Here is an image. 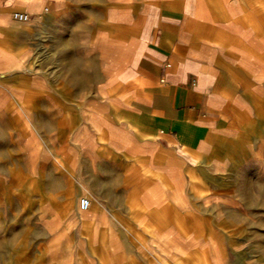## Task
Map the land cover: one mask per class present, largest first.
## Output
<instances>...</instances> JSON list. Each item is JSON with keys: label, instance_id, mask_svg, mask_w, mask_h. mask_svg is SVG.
I'll return each mask as SVG.
<instances>
[{"label": "crops", "instance_id": "crops-1", "mask_svg": "<svg viewBox=\"0 0 264 264\" xmlns=\"http://www.w3.org/2000/svg\"><path fill=\"white\" fill-rule=\"evenodd\" d=\"M67 155L89 206L64 219L92 248L50 264H222L264 219V0H0V227L37 172V236L63 249L45 172Z\"/></svg>", "mask_w": 264, "mask_h": 264}, {"label": "rangeland", "instance_id": "rangeland-1", "mask_svg": "<svg viewBox=\"0 0 264 264\" xmlns=\"http://www.w3.org/2000/svg\"><path fill=\"white\" fill-rule=\"evenodd\" d=\"M77 126H80L76 123L71 124L69 119H64L61 124V135L69 137V133L71 130ZM74 159L67 155L58 158V164H54V161L50 159L47 164V169L54 167L56 165V171L45 172L46 178H50V175L56 174V176L62 181V197L59 199L60 203L56 204V210L58 216L57 224L54 226L52 223V228L56 233H59L61 240L59 241L62 244L63 249L50 247L49 248V240L52 239V234H47L44 238H38L37 234L42 233L43 227V219L39 218V198H38V188H37V180L39 179V174L37 172L29 173V203L25 205V210L19 213V217L9 218L4 220V224L0 227V243L5 245L6 241H9L11 234H17L15 237L17 238L16 245L17 247L24 245V248L27 250L21 251L11 249H6L7 246L4 247L3 250L0 251V264H22V261H29V264H38V260H42L44 258V250L39 248V244L46 243L47 252H45L46 264H50L49 255L54 254V250H57V255L59 259L63 258L64 255L69 254L73 255L74 258L80 259L81 261H85L86 257L91 253V239L92 237L86 236L85 227H83L79 222L75 226H69L65 217H67L70 213L76 212V206L78 201L82 198H86L88 195L86 194V188L82 187L81 184L84 183V179L86 175L81 170L83 165L81 164V159L83 156H79ZM51 164V165H50ZM80 169V171H79ZM17 191L14 190L13 194L17 195ZM51 200L47 199L44 203L51 212L54 211L53 204L49 203ZM50 204V205H49ZM260 210V209H258ZM264 210V209H263ZM27 211V212H25ZM48 213V209H46ZM13 212L11 214H15ZM10 215V214H9ZM16 215V214H15ZM18 215V214H17ZM50 214L45 219L46 222H52L53 219ZM12 217V215H11ZM43 220V221H41ZM54 226V227H53ZM51 227V226H50ZM83 228V230L81 229ZM29 229V238L23 236L25 230ZM81 230V231H80ZM23 231V233H22ZM73 232H82V235H71L70 237L65 236L66 234ZM22 233V234H21ZM53 233V232H51ZM236 235H228V240H233L231 246L227 251H223L222 256V264H264V219L254 218L252 221H248L246 223L245 228H241L237 232ZM70 242L67 244V249H64V245H66L65 239ZM69 242V241H68ZM53 243H57V237L53 238ZM107 241L103 244L104 245ZM64 244V245H63ZM98 245V243H97ZM22 247V246H21ZM231 248V249H230ZM50 249V250H48ZM53 258V257H51Z\"/></svg>", "mask_w": 264, "mask_h": 264}, {"label": "built area", "instance_id": "built-area-1", "mask_svg": "<svg viewBox=\"0 0 264 264\" xmlns=\"http://www.w3.org/2000/svg\"><path fill=\"white\" fill-rule=\"evenodd\" d=\"M14 17L20 21H27L28 20V15L25 13H15ZM89 206V201L86 198H82L80 200V208L82 210H86Z\"/></svg>", "mask_w": 264, "mask_h": 264}, {"label": "bare ground", "instance_id": "bare-ground-1", "mask_svg": "<svg viewBox=\"0 0 264 264\" xmlns=\"http://www.w3.org/2000/svg\"><path fill=\"white\" fill-rule=\"evenodd\" d=\"M87 198V197H86ZM176 224V223H175Z\"/></svg>", "mask_w": 264, "mask_h": 264}]
</instances>
